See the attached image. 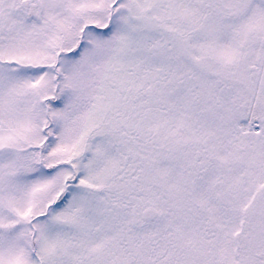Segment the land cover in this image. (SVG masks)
I'll return each mask as SVG.
<instances>
[{
    "label": "snow or ice",
    "instance_id": "obj_1",
    "mask_svg": "<svg viewBox=\"0 0 264 264\" xmlns=\"http://www.w3.org/2000/svg\"><path fill=\"white\" fill-rule=\"evenodd\" d=\"M0 264H264V0H0Z\"/></svg>",
    "mask_w": 264,
    "mask_h": 264
}]
</instances>
